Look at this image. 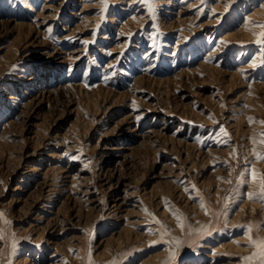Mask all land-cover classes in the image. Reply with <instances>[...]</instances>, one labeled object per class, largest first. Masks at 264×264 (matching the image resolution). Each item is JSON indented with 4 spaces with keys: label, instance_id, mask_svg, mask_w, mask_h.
Instances as JSON below:
<instances>
[{
    "label": "rangeland",
    "instance_id": "1",
    "mask_svg": "<svg viewBox=\"0 0 264 264\" xmlns=\"http://www.w3.org/2000/svg\"><path fill=\"white\" fill-rule=\"evenodd\" d=\"M262 122L264 0H0V264H258Z\"/></svg>",
    "mask_w": 264,
    "mask_h": 264
},
{
    "label": "bare ground",
    "instance_id": "2",
    "mask_svg": "<svg viewBox=\"0 0 264 264\" xmlns=\"http://www.w3.org/2000/svg\"><path fill=\"white\" fill-rule=\"evenodd\" d=\"M262 8H259L257 11H260ZM256 11V12H257ZM255 29L256 30H258V28L257 27H255ZM252 30V29H251ZM254 30V29H253ZM260 30V29H259ZM250 31V30H249ZM248 31V32H249ZM257 32V31H256ZM256 32H255V34H256ZM251 32H249L248 33V35L250 34ZM259 33V32H258ZM254 35V34H253ZM258 35V34H257ZM250 36V35H249ZM259 36V35H258ZM256 37V36H255ZM250 38V37H249ZM228 40V39H227ZM257 62V61H256ZM252 65H253V63H252ZM212 67V66H211ZM239 67H241V66H239ZM238 67V68H239ZM210 68V67H209ZM213 68V67H212ZM214 72V71H213ZM245 73V72H244ZM250 73V72H249ZM235 77H234V75H231V77H230V81H232L233 79H234ZM239 78V77H238ZM236 80V79H235ZM236 82V81H235ZM40 90V89H39ZM16 96V95H15ZM10 98H13L14 97V95L13 94H10V96H9ZM253 98V97H252ZM239 121V120H238ZM240 128V127H239ZM250 128V127H249ZM253 130V129H252ZM2 136V135H1ZM3 138V137H2ZM4 141V140H3ZM3 144V143H2ZM2 147V146H1ZM248 151H250V150H248ZM257 166V165H256ZM258 167V166H257ZM259 168V167H258ZM258 172V171H257ZM48 178V177H47ZM260 176H259V172L258 173H256V172H254V175H252V178H251V181H256V183L257 182H260ZM40 181V180H39ZM255 183V182H254ZM55 183H54V179H53V181H52V183L50 184V185H54ZM252 184V183H251ZM256 185V184H255ZM52 186H50L51 187V189H52ZM259 188V187H258ZM51 189H49V190H51ZM43 192V191H42ZM50 192V191H49ZM216 194V193H215ZM219 194V193H218ZM50 197H52L51 195L48 197V199H50ZM217 197V196H216ZM41 198V197H40ZM118 201V200H117ZM50 202V201H49ZM48 203V202H47ZM116 203V202H115ZM119 203V202H118ZM47 207H49V204H45ZM115 205V204H114ZM167 208V207H166ZM245 210V209H244ZM43 211H46V209H43ZM40 217V216H39ZM38 217V218H39ZM172 217V216H171ZM37 218V219H38ZM173 221V220H172ZM128 229V228H127ZM42 231V230H41ZM126 232L123 234L124 236L123 237H125V240L126 241H129V239H131V237L133 236L134 238H137V236L138 235H133V233H131V230H125ZM130 231V232H129ZM34 232V231H33ZM32 232V233H33ZM46 232V231H45ZM122 235V234H121ZM118 237H121L120 235H118ZM116 238V242H117V245H118V248L120 247V244H122V239L120 238ZM53 240V239H52ZM227 246V245H226ZM225 248V247H224ZM106 252L107 251H105V252H103L104 254H106ZM112 251H109V249H108V253H107V255H109L110 253H111ZM106 255V256H107ZM220 255V254H219ZM218 255V256H219ZM155 256V255H154ZM154 256H148L147 258H145L142 262H140L141 264H146L148 261H150V260H152V258L154 257ZM214 259V258H213ZM34 263V262H33ZM217 263V262H216Z\"/></svg>",
    "mask_w": 264,
    "mask_h": 264
},
{
    "label": "snow or ice",
    "instance_id": "3",
    "mask_svg": "<svg viewBox=\"0 0 264 264\" xmlns=\"http://www.w3.org/2000/svg\"><path fill=\"white\" fill-rule=\"evenodd\" d=\"M257 43H261V41H257ZM264 123V122H262ZM261 143H264V141H261ZM258 159H264V155H258L257 156ZM262 191H264V189H262ZM249 198H252V194H249ZM262 200H264V197L261 198ZM0 215H3L2 213H0ZM181 227H183V225L181 224ZM0 239H3L2 236H0ZM250 244H253L258 251L256 253L253 254L252 257H245V260L248 261H252L253 258L255 257L258 260V264H264V239H259L257 241H252L250 238ZM14 247V245H13Z\"/></svg>",
    "mask_w": 264,
    "mask_h": 264
}]
</instances>
